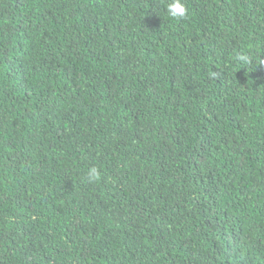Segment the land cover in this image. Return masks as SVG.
<instances>
[{
	"label": "trees",
	"instance_id": "obj_1",
	"mask_svg": "<svg viewBox=\"0 0 264 264\" xmlns=\"http://www.w3.org/2000/svg\"><path fill=\"white\" fill-rule=\"evenodd\" d=\"M0 264H264V0H0Z\"/></svg>",
	"mask_w": 264,
	"mask_h": 264
}]
</instances>
